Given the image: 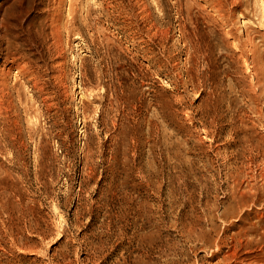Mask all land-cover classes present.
I'll return each mask as SVG.
<instances>
[{
    "label": "rangeland",
    "instance_id": "1",
    "mask_svg": "<svg viewBox=\"0 0 264 264\" xmlns=\"http://www.w3.org/2000/svg\"><path fill=\"white\" fill-rule=\"evenodd\" d=\"M54 7V108L17 80L0 117V264H264V0H0V43Z\"/></svg>",
    "mask_w": 264,
    "mask_h": 264
},
{
    "label": "bare ground",
    "instance_id": "2",
    "mask_svg": "<svg viewBox=\"0 0 264 264\" xmlns=\"http://www.w3.org/2000/svg\"><path fill=\"white\" fill-rule=\"evenodd\" d=\"M216 1V0H215ZM240 1V0H239ZM59 2V1H58ZM214 2V1H213ZM233 3V1H231ZM230 2V3H231ZM235 2V1H234ZM52 4V3H51ZM62 4V3H60ZM59 4V5H60ZM215 5V4H214ZM232 5V4H231ZM2 6V5H1ZM212 6V5H211ZM218 10V9H217ZM221 10V9H220ZM55 7H54V11L53 13L50 15V18L48 19V29L46 31L45 29H38L37 31L34 32L33 31H28L27 34V38L24 39L23 41H21V38L19 37V35H13L11 34V36H9V38H7L6 36V40L3 42V44L0 43V117L2 115L5 114L4 110L5 107V99L6 97L11 99V97H9L11 94V89L15 88L16 83L19 82L20 86L19 88L17 87V90H21L22 88L27 85L30 84L32 88H34L39 95L38 96H43V95H49V101H50V106L51 109L53 110L54 108V104H55V94L53 91V88L51 87V85H47V82L44 81L42 74L40 73V71L44 68L46 69H50L51 74L53 72H55ZM60 11V10H59ZM6 12V11H5ZM87 13V12H86ZM9 17V16H8ZM18 18V16H16ZM15 18V19H17ZM43 18V17H42ZM59 18V17H58ZM1 19V18H0ZM10 20V19H9ZM38 20V19H37ZM46 20V19H45ZM34 21V20H33ZM39 21V20H38ZM57 21V20H56ZM1 22V21H0ZM36 22V21H35ZM41 22V21H40ZM10 23V22H9ZM39 22H37L38 24ZM47 23V22H46ZM4 24L6 25V22H4ZM41 24V23H40ZM45 24V23H44ZM35 25V24H33ZM32 25V26H33ZM14 26V25H13ZM1 27V25H0ZM17 27V26H16ZM29 27V26H28ZM27 27V28H28ZM43 27V26H42ZM38 28V27H37ZM11 30V29H10ZM14 30V29H13ZM23 30V29H22ZM11 32V31H10ZM16 32V31H14ZM8 33V32H7ZM6 33V34H7ZM5 34V35H6ZM9 34V35H10ZM8 35V34H7ZM25 38V37H24ZM41 40H45L47 43V48L46 50H48V64H44L42 63L43 60L45 59H40L39 54L40 53H36L34 48L37 47V45L41 42ZM45 43V44H46ZM42 45V43H41ZM43 47V45H42ZM44 56V55H43ZM47 61V60H46ZM49 71V70H48ZM44 75V74H43ZM46 76V74H45ZM44 76V77H45ZM12 77H14V82L12 84ZM52 77V76H51ZM49 78V77H48ZM47 79V78H46ZM18 80V82H17ZM54 81V80H53ZM17 93V92H16ZM19 94V92L17 93ZM21 94V93H20ZM15 95V94H14ZM37 96V97H38ZM30 99V98H29ZM264 100V99H263ZM7 101V100H6ZM9 102V100L7 101V103ZM23 102V101H22ZM21 103V102H20ZM28 103V102H27ZM10 104V103H8ZM7 104V105H8ZM13 104V103H11ZM23 105V104H22ZM14 106V105H13ZM8 108V107H7ZM16 109V108H15ZM49 109V108H48ZM4 113V114H3ZM260 114V113H259ZM51 115V114H50ZM19 117V116H18ZM261 117V116H260ZM264 117V116H263ZM4 118V117H3ZM17 118V117H16ZM262 118V117H261ZM1 119V118H0ZM10 119V118H9ZM3 120V119H2ZM263 121V120H262ZM8 122V121H7ZM14 122V121H13ZM6 124V122H5ZM4 124V125H5ZM9 127V126H8ZM18 127V126H17ZM30 127V126H29ZM17 130V129H16ZM18 132V130H17ZM19 133V132H18ZM16 134V133H15ZM19 135V134H18ZM263 137V136H262ZM261 137V138H262ZM13 139V138H12ZM245 139V138H244ZM261 140V139H260ZM259 140V141H260ZM263 140V139H262ZM8 141V140H7ZM13 141V140H12ZM263 143V142H261ZM11 144V143H10ZM264 145V144H263ZM5 147V146H4ZM252 147V146H251ZM259 157V156H258ZM256 159V157H255ZM252 160V159H251ZM257 160V159H256ZM252 162V161H251ZM260 163V162H259ZM261 164V163H260ZM255 165V164H254ZM261 167V165H260ZM258 169V167H257ZM256 169V170H257ZM246 170V169H245ZM259 170V169H258ZM257 170V171H258ZM261 170V172H259ZM258 171V173H260V178L262 179V184L264 183V168L260 169ZM4 171V170H3ZM248 170H246L247 172ZM251 172V171H250ZM255 172V171H254ZM249 173V172H248ZM246 175V173H244ZM257 174V173H255ZM254 175V174H253ZM247 176L250 177V175L247 174ZM259 176V174H258ZM248 177V178H249ZM254 177V176H253ZM252 177V178H253ZM251 178V177H250ZM259 178V177H255ZM252 180V181H255ZM249 180V179H248ZM249 180V181H251ZM257 180V179H256ZM246 181V180H245ZM261 181V180H259ZM248 182V181H247ZM254 183H250L249 188L253 189ZM260 184V183H259ZM261 184V185H262ZM241 185V184H240ZM253 185V186H252ZM256 185V183H255ZM245 186V185H244ZM240 187V186H239ZM259 187V186H258ZM240 189V188H239ZM248 190V188H247ZM257 190V189H255ZM259 190V188H258ZM264 190V189H263ZM245 191V190H244ZM243 191V193H244ZM241 192V191H240ZM247 192V191H246ZM243 193H240L243 194ZM248 193V192H247ZM245 193V194H247ZM253 193V191L251 192ZM256 194V192H254ZM258 193V192H257ZM261 193V192H260ZM244 194V196H245ZM249 194V193H248ZM239 195V197H240ZM243 195H241L242 197ZM243 196V198H244ZM249 196V195H248ZM251 196V195H250ZM233 197V196H232ZM237 197V196H236ZM246 197V196H245ZM253 200V199H252ZM254 201V200H253ZM250 203V202H248ZM251 204V203H250ZM244 210V209H243ZM243 213V212H242ZM239 214V212H238ZM237 214V215H238ZM262 214V213H261ZM240 215V214H239ZM260 215V214H259ZM248 216V215H247ZM241 217V216H240ZM243 218V217H242ZM262 218V216H261ZM259 219V218H258ZM263 219V218H262ZM245 220V219H244ZM262 225V224H261ZM263 226V225H262ZM254 227V226H253ZM256 227V226H255ZM263 230V229H262ZM261 232V231H260ZM264 236V233H262ZM246 238V237H245ZM250 240V239H249ZM258 244V243H257ZM234 247V246H233ZM262 248V246H261ZM260 248V249H261ZM264 248V247H263ZM262 248V249H263ZM263 250H261L262 252ZM231 252V251H230ZM236 252V251H235ZM231 254V253H230ZM235 254V253H234ZM263 258V257H261ZM259 259V258H258ZM257 259V260H258ZM261 260V259H260Z\"/></svg>",
    "mask_w": 264,
    "mask_h": 264
}]
</instances>
